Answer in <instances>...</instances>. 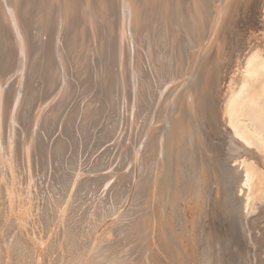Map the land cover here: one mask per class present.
<instances>
[{
  "label": "bare ground",
  "instance_id": "1",
  "mask_svg": "<svg viewBox=\"0 0 264 264\" xmlns=\"http://www.w3.org/2000/svg\"><path fill=\"white\" fill-rule=\"evenodd\" d=\"M246 1L0 0V264H121L134 222L136 261L161 264L152 258L156 232L171 263L213 264L210 245H197L213 207L235 226L246 223L255 247L264 246L252 233L264 218V0ZM71 75L84 95L78 129L58 124L76 93ZM56 125L64 133L51 145ZM38 126L49 137L43 130L34 142ZM127 127L139 134L133 203L125 211L122 192L81 214L79 182L92 192L108 159L102 141ZM41 169L54 174L49 206L29 184ZM101 177L108 186L112 175Z\"/></svg>",
  "mask_w": 264,
  "mask_h": 264
},
{
  "label": "rangeland",
  "instance_id": "2",
  "mask_svg": "<svg viewBox=\"0 0 264 264\" xmlns=\"http://www.w3.org/2000/svg\"><path fill=\"white\" fill-rule=\"evenodd\" d=\"M253 2H255V0H252ZM251 0H249V3H250V5L252 4L253 5V2H252ZM262 1V0H261ZM247 1L245 0V3H246ZM263 2V1H262ZM262 5H263V3H262ZM260 8L261 7H259V10H260ZM263 31V29L262 28H260L259 29V31L257 30L256 32L257 33H255L256 35L258 34V35H262V31ZM260 32V33H259ZM259 37V36H258ZM45 38H46V35L45 36H43V41H46L45 40ZM253 38H254V36H253ZM256 39V38H255ZM125 47V46H124ZM227 54V53H226ZM33 57H34V55L33 56H31V59L30 60H32L33 59ZM17 59V58H16ZM31 61H29V63H30ZM105 61H103V63H104ZM102 67V66H101ZM51 69L52 70H55V69H53V65H52V67H51ZM46 71V70H45ZM45 71H43V74H44V76L45 75H47V74H50V73H52V71H47V72H45ZM72 71V70H71ZM72 72H74V71H72ZM71 77H73L72 75H71ZM70 78V77H69ZM14 79V80H13ZM15 79L16 78H12V80H11V82H14L15 81ZM42 79V78H41ZM72 79V81L74 80V77L73 78H71ZM17 81V80H16ZM48 82H49V80H48ZM74 82V81H73ZM75 83V82H74ZM74 83H72V87L74 88V92H73V94L75 93V95H72V97H73V102L72 101H70L69 102V104H68V108H66V110H65V113L64 114H66L65 115V120H63V121H61L60 123H58V124H62L63 126L65 125V127L71 122V124H72V126L75 128H77V126H78V124H79V126L81 125L80 123H78L77 121V118L75 117V116H77L78 115V111L80 112L82 109H83V105H82V102H81V98L84 96L82 93V91L81 90H78L76 87H78L77 86V84L75 83V85H74ZM74 85V86H73ZM141 85H142V83H141ZM127 86H128V84H127ZM131 86V87H130ZM130 86H128L127 87V89L128 90H126V91H128L129 92V94L126 92V94H128L127 95V97H128V100L131 98V94H133L132 92H133V90L132 89H130V88H132V84L130 85ZM130 87V88H129ZM136 87H137V85H136ZM49 86L47 85V87H46V91H45V97H46V93L48 92V93H52L53 91H52V89H50V91H48L49 89ZM55 91V90H54ZM56 92V91H55ZM55 92H54V95H55ZM79 94V95H78ZM52 95V94H51ZM54 95L52 96V97H54ZM75 96V97H74ZM79 96V97H78ZM82 96V97H81ZM51 97V98H52ZM71 97V98H72ZM60 96L59 97H57L52 103H48L47 104V107L45 108V113L43 112L42 113V117H40V118H42V119H44L45 118V116H46V112H47V110H54L55 109V107L57 106H55V101L56 100H60ZM78 99V100H77ZM80 99V100H79ZM77 100V101H76ZM62 101H64L63 103H66L67 101H65V99L64 100H62ZM61 101V102H62ZM45 102H47L46 100H45ZM58 102V101H57ZM61 102H58V103H61ZM75 102V103H74ZM77 102V103H76ZM129 102H131V101H129ZM72 103V105H70ZM80 104V105H79ZM69 105H70V108L72 107L73 108V114H74V116L73 117H71V118H73V119H69L68 117V115L69 114H67L68 112H69ZM76 105V106H75ZM131 105V104H130ZM55 106V107H54ZM82 107V108H81ZM50 108V109H49ZM76 108H78V109H76ZM68 110V111H67ZM75 111V112H74ZM67 112V113H66ZM44 114V115H43ZM51 114H53V113H51ZM76 114V115H75ZM75 117V118H74ZM67 119H68V121H67ZM26 120V119H25ZM27 121V120H26ZM44 121V120H43ZM28 122V121H27ZM65 122H66V124H65ZM69 122V123H68ZM136 122H137V125H138V121H137V119L135 120H133V124L131 123V121L129 122V123H131L132 124V127L133 126H135V124H136ZM39 123V122H38ZM129 123H127V124H129ZM43 124L45 125V123L43 122ZM57 124V125H58ZM56 125V127H57V130L54 128V130H53V132H52V138L50 137V139H48V140H50V142L49 141H47L48 143H52L53 142V139H58L59 140V138L61 137V136H63V134L62 133H64V131H63V127H61L60 129H58V126ZM78 126V127H79ZM42 129V128H41ZM78 129V128H77ZM123 128H121L120 130H118V133H116V132H111V134H110V136L108 137V141H105V138H104V140L102 141V144H101V146H103V147H101L100 148V150L102 149V151H105L106 153H107V161L105 160V163H104V166H103V164H102V166H100V168L98 169L99 171H97V172H95L96 173V175L94 176V177H96V178H94V180L96 179V184L95 185H97V187L95 186V188H94V186H93V184H92V186L93 187H91V190H92V192L88 189V187H90V185L88 186L87 184H90V183H88V182H86V181H83V183L82 182H79V184H81V186H82V189L84 190V192H83V190L81 189V187H80V189H81V193L82 194H80L81 195V198H82V202H83V209H81V214L83 213V212H85V213H83V214H86V215H90L91 214V211L90 210H85V209H90L91 208V210L93 211H95V210H97V209H100V207L99 206H102V205H106L105 207H109L110 205H111V203H109L108 204V202L110 201H114V200H116L118 197H121V195H122V192H123V198H121V199H124V200H122V201H125V211H128V204H130V202H131V204L133 203V201L134 200H132V198H134L133 196H135V193H134V191H135V189H137L138 187H139V185H140V180H139V173H140V162H138V161H140V155H139V153L137 152L138 151V149H139V146L137 145V140H138V138H139V134H138V131H137V134H136V132H135V130H133V128H131V129H129L128 127H127V129L126 128H124V130H122ZM129 129V130H128ZM37 130L39 131L40 130V128H39V126H38V128H37ZM44 129H42V130H40L39 132V137H38V135L36 134V135H34L35 136V138H34V136L32 137V140L34 141V142H36V138H38L37 139V141L39 140V139H43L42 137H43V135H47L48 134V132H46L45 130L43 131ZM56 130V131H55ZM125 130H127V132L125 131ZM42 131L44 132V134L42 133ZM133 131H134V133L137 135H135L134 133H133ZM56 132V133H55ZM59 132V133H58ZM60 132H61V134L62 135H60ZM133 133V134H132ZM34 134V133H33ZM41 134V135H40ZM43 134V135H42ZM54 134V135H53ZM122 134V135H121ZM125 134V135H124ZM57 135L59 136V137H57ZM118 135H119V137H121V138H116V137H118ZM124 135V136H123ZM40 136H41V138H40ZM48 137H49V135H47ZM135 136V137H134ZM64 138V137H63ZM111 138H113V143L115 144V145H112L113 143H112V141L110 140ZM56 139H55V141L53 142V143H56ZM116 139V140H115ZM126 139V140H125ZM129 139H130V141H129ZM137 139V140H136ZM125 140V141H124ZM116 143H115V142ZM124 141V142H123ZM108 142H110V144H111V146H110V144H108ZM127 142V143H126ZM103 143H104V145H103ZM130 143H132V144H130ZM46 145V144H45ZM48 145V150H52L53 149V146H52V148H51V145H49V144H47ZM58 145V144H57ZM106 145V146H105ZM108 145V146H107ZM117 145V146H116ZM128 145H130V146H128ZM114 146V147H113ZM120 146H121V148L123 149H121L120 148ZM132 146V147H131ZM136 146V148L134 149V147ZM35 147H36V145H35ZM42 147V146H41ZM112 147V148H111ZM120 149H119V148ZM125 147V148H124ZM105 148V149H104ZM107 148V149H106ZM127 148H129V149H127ZM132 148V149H131ZM36 149V151H38L39 152V149L37 150V147L35 148ZM112 149V151H110ZM118 149H119V151H118ZM126 149V150H125ZM51 150H50V152H51ZM137 150V151H136ZM102 151H100V152H102ZM110 151V152H109ZM117 151V152H116ZM135 151V152H134ZM126 152H127V154H126ZM129 152V153H128ZM121 153V154H120ZM122 153H124V154H122ZM131 153H133V154H131ZM31 154H32V152H30V154H29V156H28V159L30 160V157H31ZM117 154V156H115ZM138 154V155H137ZM109 155V156H108ZM126 155V156H125ZM122 157H124V158H122ZM116 158H117V160H116ZM133 160H132V159ZM110 159V160H109ZM113 161H112V160ZM120 159H121V161H120ZM125 160V161H124ZM120 162V164L118 163V162ZM126 161H127V164H126ZM133 161V162H132ZM117 162V163H116ZM129 164V165H128ZM116 165H119V166H121L120 168H118L119 166H116ZM123 165V166H122ZM139 165V166H138ZM104 168H105V170L107 171V173H106V171L104 170ZM103 169V170H102ZM116 169H120V170H116ZM52 170V169H51ZM101 170H102V172H101ZM116 170V171H115ZM123 170V171H122ZM38 172V174L37 175H35L34 174V176H36V177H38L41 181H42V183H41V181L38 179V178H36V177H34V178H32V183H31V181H30V186L32 187V189L33 188H37V190H34V192H36V194H37V196H36V198H38L39 200H44V198H45V202H46V205L47 206H49V204H50V202L53 204L54 203V201H53V197L50 199V195L52 194L51 192L49 193V190H50V188H49V186H52L53 187V183H54V181H55V179H54V174H53V172H51V171H49V173H48V171L46 170H44L43 171V174H42V169L41 170H37ZM105 171V172H104ZM119 171L121 172V173H119ZM130 171V172H129ZM33 172H34V170H33ZM33 172L31 173V174H33ZM51 172V173H50ZM109 172H111V173H109ZM124 172H126L125 173V175L123 176V174H124ZM129 172V173H128ZM46 173V174H45ZM100 173H104V174H110V175H112V177L110 178V182H109V184H108V186H106L105 187V184H106V182H104V183H102L103 182V180L101 181V179H102V174L101 175H98V174H100ZM119 173V174H118ZM27 174V172H25V174L24 175H26ZM39 174H42V175H39ZM53 174V175H52ZM115 174V176L117 177H113V175ZM133 174V175H132ZM51 175H52V177H51ZM90 175H92V174H90ZM127 175V176H126ZM137 175V176H136ZM44 176H46V177H44ZM98 176H100V177H98ZM44 177V179H41V178H43ZM51 177V178H50ZM123 177V178H122ZM136 177H138V178H136ZM46 178H47V180H48V183L46 182ZM100 179V181L98 180V179ZM119 178H121V179H119ZM125 178V179H124ZM130 180H129V179ZM117 181H115V180ZM124 179V180H123ZM132 179V180H131ZM38 180V181H37ZM105 180V179H104ZM113 180V181H112ZM119 180V181H118ZM129 180V181H128ZM138 180V181H137ZM37 181V182H36ZM40 181V182H39ZM50 181H51V183H50ZM53 181V182H52ZM93 181V180H92ZM115 181V182H114ZM122 181V182H121ZM125 181V182H124ZM33 182H34V184H33ZM36 182V183H35ZM112 182V183H111ZM119 182V183H118ZM134 182V183H133ZM38 183V184H37ZM85 183V184H84ZM114 183V184H113ZM117 185H116V184ZM122 185H121V184ZM33 184V185H32ZM42 184L44 185V189H43V186H42ZM50 184V185H49ZM52 184V185H51ZM83 184V185H82ZM99 184H100V186H99ZM111 184V185H110ZM138 184V185H137ZM35 185V186H34ZM47 185H49L48 187H47ZM110 185V186H109ZM119 185V186H118ZM130 185V186H129ZM214 184L212 183V186H213ZM79 186V185H78ZM78 186H77V188H78ZM112 186L114 187V188H112ZM119 188H118V187ZM120 186H122L123 187V189L120 187ZM126 186V187H125ZM129 186V187H128ZM105 187V188H104ZM125 187V188H124ZM213 187H215V185L213 186ZM35 188V189H36ZM41 190H40V189ZM87 188V189H86ZM95 190H94V189ZM98 188H99V191H98ZM107 188V189H106ZM117 188V189H116ZM120 188H121V190H120ZM130 189V190H127V189ZM133 188V189H132ZM39 189V190H38ZM46 189H47V191H46ZM49 189V190H48ZM52 189V188H51ZM97 189V190H96ZM112 189V190H111ZM114 189V190H113ZM78 190H79V188H78ZM103 190V191H102ZM117 190V191H116ZM119 190V191H118ZM125 190V191H124ZM39 192V194H38V192ZM43 191H45V194H44V192ZM101 191V192H100ZM108 191H109V193H108ZM111 191V192H110ZM118 193L119 192V194H117L116 195V193ZM137 191V190H136ZM135 191V192H136ZM41 192V193H40ZM43 192V193H42ZM107 193V195H106V193ZM124 192L126 193V194H124ZM47 193V194H46ZM92 193V194H91ZM95 193V194H94ZM101 193V194H100ZM103 193H105L104 195H103ZM114 193V194H113ZM120 193H121V195H120ZM134 193V194H133ZM100 194V195H99ZM112 194V195H111ZM240 194V193H239ZM242 194V193H241ZM42 195V196H41ZM46 195V196H45ZM47 195H49V196H47ZM84 195V196H83ZM116 197H115V196ZM124 195L125 196H127L126 198L124 197ZM45 196V197H44ZM92 196V197H91ZM94 196V197H93ZM98 196H100V198L98 197ZM106 196V197H105ZM109 196H111V198H109ZM39 197H41V198H39ZM44 197V198H43ZM49 197V198H48ZM85 197V198H84ZM89 197V198H88ZM88 198V199H87ZM94 200H93V199ZM102 198V199H101ZM113 198V199H112ZM115 198V199H114ZM131 198V199H130ZM99 199H100V201L101 202H99ZM110 199V200H109ZM120 199V198H119ZM126 199V200H125ZM50 200V202H48ZM132 200V201H131ZM43 201V202H44ZM95 201V202H94ZM96 201L99 203H96ZM103 201V202H102ZM107 201V202H106ZM129 201V202H128ZM48 203V204H47ZM100 203L102 204V205H100ZM104 203V204H103ZM107 203V204H106ZM90 204H92V205H90ZM94 204H95V206H94ZM96 204H97V206H96ZM86 205H89V206H86ZM109 205V206H108ZM123 205H124V203H123ZM152 205V204H151ZM86 206V207H85ZM89 207V208H88ZM93 207V208H92ZM136 208V210H137V212H139V213H136V212H134L133 213V215L134 216H136V215H140V209L139 208H137V207H135ZM138 209H139V211H138ZM212 210V211H211ZM211 212L207 215H205L204 216V221H206V222H204L203 221V229L201 228V232L203 233V235H202V237H201V239L199 240V243L197 244L198 246H202V245H206V244H209L210 245V247H209V250L211 251H213V254H215L216 255V261L215 260H213V264H264L263 262H264V255H263V253H264V246H262L261 245V247H260V249H257L256 247H255V244L251 241V238H250V234L248 235L247 233V231L246 230H244V227L246 228V223H244L243 222V225L241 226L240 224H238L237 223V225L235 226V225H233L232 223H234L233 222V220H231L230 221V219L229 218H227L226 217V215H225V213L226 212H219L218 211V209H217V207H213V208H211ZM88 212V213H87ZM90 212V213H89ZM245 212H246V210H245ZM156 213V212H155ZM215 213H217L216 215H214ZM221 214V215H220ZM134 216H132V217H134ZM207 216V217H206ZM121 217H125V216H121ZM121 217H119V218H121ZM217 217H218V219H217ZM119 218H117V219H119ZM208 218V219H207ZM213 218V219H212ZM225 218V219H224ZM108 219H109V217H108ZM206 219V220H205ZM226 219H228V220H226ZM136 220V218L133 220V221H135ZM118 222H119V220H117ZM116 221V222H117ZM208 221V222H207ZM230 221V222H229ZM245 221H246V219H245ZM260 221H261V219H260ZM104 223V222H103ZM259 224H256V228L254 229V232H253V229H252V233H254V236H255V232L257 233V235L255 236L257 239H261L263 236H264V218H262V222H258ZM114 224V225H113ZM113 224H111V230H109V233H107L108 235L110 234V233H113V234H110V236H112V235H114V231L113 230H115V227H116V224L117 223H113ZM85 225H86V223H85ZM113 225V226H112ZM205 225V226H204ZM230 225H231V227H230ZM258 225H260V226H258ZM104 227H105V225H103ZM131 227L132 226H135V222H134V224L133 225H130ZM238 226V231H237V227ZM102 228V229H105V228ZM130 227V230H129V232L131 231L132 233H131V235H132V241H128V242H131L129 245H128V248H126V251H125V260H123V258H122V260L123 261H121L122 263L121 264H136V263H138V264H149V263H147V262H145L144 261V259L143 260H139V261H136V257H138L137 255H138V253H140V252H142V249H141V246L142 245H140V243H141V241H139V239L141 240V238H142V236L141 235H139V234H141V232L139 231V229L138 228H135V229H137V230H135L134 228H131ZM137 227V226H136ZM138 227H139V225H138ZM205 227H207V229L205 228ZM210 227H211V229H210ZM235 227V228H234ZM261 229V230H259V228ZM263 227V228H262ZM234 230H233V229ZM209 229H210V231H209ZM232 229V230H231ZM243 229V230H242ZM204 230V231H203ZM206 230H208V231H206ZM239 230H241V231H239ZM257 230H259V231H257ZM113 231V232H112ZM134 231H136V233H134ZM215 231V232H214ZM228 231H234V232H231V234H229V235H231V237H234V239L232 238H230L229 236H228ZM236 231H237V234H236ZM137 232H139V233H137ZM205 232V233H204ZM207 232V233H206ZM212 234H211V233ZM214 232V233H213ZM209 233V234H208ZM235 235H234V234ZM263 235H262V234ZM205 234V235H204ZM214 234H215V236H214ZM136 235H137V237H139L140 236V238H138L137 239V237H136ZM207 235H209V236H207ZM234 235V236H233ZM239 237H237V236ZM262 235V236H261ZM213 236L214 237H216V238H213ZM218 236V237H217ZM114 237V236H113ZM208 237V238H207ZM211 237V238H210ZM228 237H229V239H228ZM134 238H136L138 241L136 242V239H134ZM237 238V239H236ZM135 241H134V240ZM214 239V240H213ZM216 239V240H215ZM238 240V241H236V240ZM213 240V241H212ZM233 240V241H232ZM134 241V242H133ZM154 241V242H153ZM202 241V242H201ZM211 241V242H210ZM228 241V242H227ZM243 241V242H242ZM133 242V243H132ZM218 242V243H217ZM239 243V244H237V243ZM124 243V242H123ZM139 243V244H138ZM151 243H152V248H154V250H152V251H154L153 252V260L154 259H158V260H160L161 261V264H174V263H171V258L174 256V254L172 253V250H170V248H163V249H160L159 248V245H158V239H157V233L155 232L154 234H153V236H152V238H151ZM202 243V244H201ZM229 243V244H228ZM235 243V244H234ZM138 244V245H137ZM155 244V245H154ZM254 244V245H253ZM125 245H127V244H125ZM140 245V246H139ZM217 245V246H216ZM130 246V247H129ZM139 246V247H138ZM216 246V247H215ZM218 247V248H217ZM199 249H201L200 247H198ZM244 248V249H243ZM262 248V249H261ZM131 249V250H130ZM140 249V250H139ZM170 250V252L168 251V250ZM137 250V251H136ZM152 251L150 252V250H149V253H151V255H152ZM212 251H211V253H212ZM128 252V253H127ZM135 252V253H134ZM144 252V251H143ZM258 253V254H256V253ZM166 253V254H165ZM244 253V254H243ZM132 254H133V256H132ZM135 254V255H134ZM137 254V255H136ZM167 255H169V256H167ZM233 255V256H232ZM157 256V257H156ZM171 256V257H170ZM170 257V258H169ZM257 257V258H256ZM127 261V262H126ZM165 261V262H164ZM170 261V262H169ZM188 261V260H187ZM124 262V263H123ZM126 262V263H125ZM144 262V263H143ZM164 262V263H163ZM179 262V263H178ZM175 264H181V261L179 260V259H176V261H175ZM188 264H195L194 262H193V260H191V262L190 261H188ZM196 264H203L201 261H197V263Z\"/></svg>",
  "mask_w": 264,
  "mask_h": 264
}]
</instances>
